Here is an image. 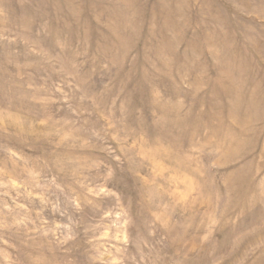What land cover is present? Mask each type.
<instances>
[{
  "label": "rangeland",
  "instance_id": "rangeland-1",
  "mask_svg": "<svg viewBox=\"0 0 264 264\" xmlns=\"http://www.w3.org/2000/svg\"><path fill=\"white\" fill-rule=\"evenodd\" d=\"M0 264H264V0H0Z\"/></svg>",
  "mask_w": 264,
  "mask_h": 264
}]
</instances>
